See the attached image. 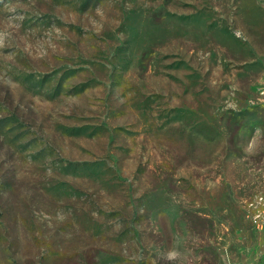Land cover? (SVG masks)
<instances>
[{"label": "rangeland", "instance_id": "374dc122", "mask_svg": "<svg viewBox=\"0 0 264 264\" xmlns=\"http://www.w3.org/2000/svg\"><path fill=\"white\" fill-rule=\"evenodd\" d=\"M0 264H264V0H0Z\"/></svg>", "mask_w": 264, "mask_h": 264}, {"label": "built area", "instance_id": "2783aa9c", "mask_svg": "<svg viewBox=\"0 0 264 264\" xmlns=\"http://www.w3.org/2000/svg\"><path fill=\"white\" fill-rule=\"evenodd\" d=\"M259 203H261V197H258L255 201H251L249 203V206H252L254 210L253 213L250 214V219L256 228L262 229L263 228V222H262L263 214H261V210H259L258 208L255 209L256 204H259Z\"/></svg>", "mask_w": 264, "mask_h": 264}]
</instances>
